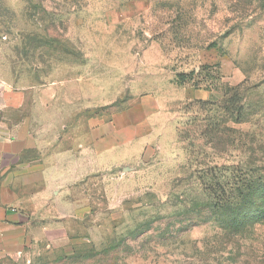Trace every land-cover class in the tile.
<instances>
[{
	"label": "rangeland",
	"instance_id": "obj_1",
	"mask_svg": "<svg viewBox=\"0 0 264 264\" xmlns=\"http://www.w3.org/2000/svg\"><path fill=\"white\" fill-rule=\"evenodd\" d=\"M240 85L248 151L213 149L189 104ZM26 118L61 138L83 122L121 162L50 193L0 264H264V215L236 232L201 189L264 167V0H0V123Z\"/></svg>",
	"mask_w": 264,
	"mask_h": 264
},
{
	"label": "crops",
	"instance_id": "obj_2",
	"mask_svg": "<svg viewBox=\"0 0 264 264\" xmlns=\"http://www.w3.org/2000/svg\"><path fill=\"white\" fill-rule=\"evenodd\" d=\"M59 134L55 126L45 136L31 118L12 126L0 123V261L24 253L37 235L30 225L36 226L42 218L43 203L50 193L55 196L60 189L69 191L76 179L88 176L92 169L121 162L115 153L123 145L108 146L105 134L92 142L83 122L69 127L63 138ZM144 145L137 147V154ZM46 208L55 207L50 204Z\"/></svg>",
	"mask_w": 264,
	"mask_h": 264
},
{
	"label": "trees",
	"instance_id": "obj_3",
	"mask_svg": "<svg viewBox=\"0 0 264 264\" xmlns=\"http://www.w3.org/2000/svg\"><path fill=\"white\" fill-rule=\"evenodd\" d=\"M195 74L199 73L193 71L190 74H179L178 84L183 85ZM241 87L240 85L236 88H225L221 100H196L189 104L205 114L201 119H195L194 122L197 123L199 136L214 147L213 149L219 144L228 143L234 151L241 153L248 151L242 138L244 135L230 127V125L246 122L245 108L240 104L242 101L239 93ZM224 135L228 137L224 138ZM232 168L227 181H220V178H223L221 176L219 179L213 176L210 178V183L203 182L201 189L209 193L205 204L207 212L216 216L218 220L226 219V227L238 232L246 228L248 224H254L260 214L264 215V208L261 212L254 213L253 211L259 200L264 206V167H258L253 161L246 162L242 159L237 161Z\"/></svg>",
	"mask_w": 264,
	"mask_h": 264
}]
</instances>
